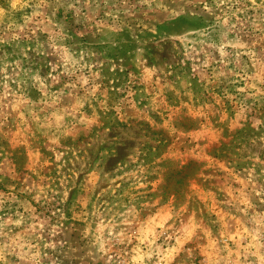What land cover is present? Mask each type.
Returning <instances> with one entry per match:
<instances>
[{
	"label": "rangeland",
	"instance_id": "1",
	"mask_svg": "<svg viewBox=\"0 0 264 264\" xmlns=\"http://www.w3.org/2000/svg\"><path fill=\"white\" fill-rule=\"evenodd\" d=\"M0 264H264V0H0Z\"/></svg>",
	"mask_w": 264,
	"mask_h": 264
}]
</instances>
